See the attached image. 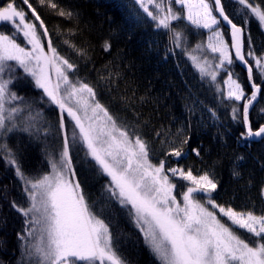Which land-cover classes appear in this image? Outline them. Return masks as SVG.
<instances>
[{
  "label": "trees",
  "instance_id": "obj_1",
  "mask_svg": "<svg viewBox=\"0 0 264 264\" xmlns=\"http://www.w3.org/2000/svg\"><path fill=\"white\" fill-rule=\"evenodd\" d=\"M10 2L26 13L28 21L39 24L23 0H0V7ZM250 2L264 8V0ZM29 3L48 30L47 36H42L44 43L51 40L57 53L74 66L70 79L93 88L95 100L107 109L117 126L133 140L139 136L147 144L152 164L163 161L165 170L191 169L194 175L208 172L217 183L211 198L218 205L256 215L264 213L261 196L264 138L257 143L247 141L241 115L238 113L237 119H233L232 113L233 107L241 111L242 103L237 105L218 93L190 65L185 52L173 42L171 32L157 28L135 0H43V3L29 0ZM50 3L57 7L52 8ZM221 3L233 23L242 29L247 27L263 40L262 49L250 57L244 38L245 58L253 66L255 82L262 88L249 115L250 125L256 130L264 125V79L254 63L256 57L264 55L263 28L238 0ZM61 9L71 12V17L59 15ZM181 26L192 41L208 33L180 21L172 24L174 30H181ZM0 30L10 34L6 27L0 26ZM223 31L228 40L224 28ZM105 42L111 45L107 51ZM231 73L250 96L245 72L235 62ZM16 76L8 77L12 81L9 89L22 98L20 104L25 110L40 114L43 119L36 126L37 131L25 133L18 127L0 140V145L6 144L24 176L35 180L49 171V156L61 148L58 142L61 118L55 106H48L46 97L27 77ZM68 122L64 118V129L70 138L69 132L74 130ZM175 149H182L181 157L171 155ZM8 154L0 147V264H21L31 225L12 204L28 208L29 201L16 167L8 162ZM70 156L75 180L92 211L109 225L113 247L124 264H159L129 214L131 208L122 206L111 195L105 174L80 142L70 140ZM176 185L180 190L185 187L182 181ZM237 234L249 241L254 239L242 230H237Z\"/></svg>",
  "mask_w": 264,
  "mask_h": 264
},
{
  "label": "snow or ice",
  "instance_id": "obj_2",
  "mask_svg": "<svg viewBox=\"0 0 264 264\" xmlns=\"http://www.w3.org/2000/svg\"><path fill=\"white\" fill-rule=\"evenodd\" d=\"M137 2L157 28L172 33V40L177 46L180 45L183 33L173 29V21L183 18L197 28L211 30L207 48L219 54L216 68H223L225 63H233L231 50L234 49L236 60L246 66L251 94L247 95L238 78L234 79L233 73H228L227 79L223 81L227 88L226 98L244 101L242 112L237 107L232 108L233 119H237L238 113L241 115L243 124L247 126V137H264V126L254 131L249 122L250 106L261 94L262 88L255 82L253 66L245 58L244 29L233 23L225 13L221 0ZM23 3L31 9L35 21H39L43 33L38 31L36 23L26 19V13L18 10L14 3L0 7V21L11 22L14 26L11 35L0 32V136L17 128L15 117L22 111L18 106L8 107L13 101L22 99L10 92L11 78L4 79L6 72L11 74L14 70L10 62H15V65L33 77L36 86L43 89L49 100L59 107L61 129L65 127L64 112L75 121V127L79 129V140L87 147L88 155L111 178L108 190L122 206H131L129 214L133 216L145 243L159 264H264V214L240 212L232 207L218 205L211 198L217 183L208 172L197 176L191 169L185 171L183 168H168L172 176H179L191 185L181 193L182 199L178 200L173 194L176 185L166 174L165 163L161 161L154 165L149 161L147 144L139 136L133 140L127 131L117 126L107 109L95 100L92 87L69 80L68 71L74 66L57 53L51 40L45 51L42 36H47L48 30L29 0H23ZM238 3L264 26V8L250 0H238ZM173 4L180 5L182 13L177 12ZM50 6L54 9L57 7L55 3H50ZM59 15L71 17L72 13H65L61 9ZM221 18L230 26V46L218 30ZM17 34L22 35L31 47L21 46L17 42ZM104 47L107 51L111 45L105 42ZM200 48L201 45H197L193 51ZM248 55L254 54L249 51ZM189 58L202 75L210 76L213 81L217 79V72L209 70L212 67L210 61L206 58L201 61L191 53ZM255 68L259 70L261 79H264V58L255 59ZM30 128L29 125L22 130L30 131ZM76 141L77 134L73 132L72 143ZM0 147L8 151V162L16 167L17 175L30 186L25 188L30 206L20 208L13 202L12 207L25 217L30 216L26 221L31 225L28 236L39 231V243L33 246L39 257L38 264H124L113 247L109 225L92 211L80 183L75 180L70 141L66 133L59 161L50 160L51 173L35 180L24 176L6 144ZM193 151L197 156L200 155L198 150ZM182 154V149H175L171 153L176 157ZM199 193L208 194L206 204L210 208L197 199ZM216 209L220 217H227L230 225L222 222ZM234 227L244 230L254 239L249 241L242 238L233 230ZM26 251L29 255L33 254L30 250Z\"/></svg>",
  "mask_w": 264,
  "mask_h": 264
},
{
  "label": "rangeland",
  "instance_id": "obj_3",
  "mask_svg": "<svg viewBox=\"0 0 264 264\" xmlns=\"http://www.w3.org/2000/svg\"><path fill=\"white\" fill-rule=\"evenodd\" d=\"M137 2V0H135ZM235 2H237V0H234ZM137 4L139 5L140 9L144 12V10L141 8L140 4L137 2ZM173 7L174 9L177 11V12H181L182 13V9H181V6L180 5H177V4H173ZM145 13V12H144ZM146 14V13H145ZM215 14V13H214ZM147 15V14H146ZM148 16V15H147ZM149 17V16H148ZM151 18V17H149ZM183 22L185 25H188V26H192V28L196 29V30H203V31H206L208 32L206 35H204V37L201 39L199 37V40L198 41H192L189 37H187L185 34H184V31H183V27L181 30H177L175 29V31H180L183 33V38L182 40L180 41V50H183L185 53H184V56L186 57V59L188 60V62L190 63V65L201 75L204 77V79L210 83V85H212L218 93L222 94L223 97L225 99L226 98V92H227V88L226 86L223 84V81L227 79V75L229 72H231V66H233V63H234V60H233V63L231 65L225 63L224 67L223 68H216V64L219 63V60H218V56L219 54L218 53H212L208 48H207V44H208V38L209 36L212 34L211 33V30L209 29H204V28H197L195 25H192L189 21H187L186 19H180L178 21H173L172 24L174 22ZM32 22V21H30ZM243 23V22H242ZM243 25L245 26V24L243 23ZM0 26H3V27H6L8 30H9V33L10 35L14 33V26L11 24V22H3V21H0ZM216 27V26H214ZM2 28V27H1ZM37 28H38V31L39 32H42L43 29L39 28V24L37 25ZM247 28V27H246ZM246 28H243L244 29V32H245V39L247 41V46H248V52L249 51H252L253 54H257V52H259L261 49H262V38L260 36H258L257 34H255L254 32L250 31V30H247ZM262 36L264 37V26H262ZM218 30L221 31L224 35V39L226 42H228L229 44V40H227L226 38V35L223 31V28H221V26L219 25L218 26ZM1 32V30H0ZM199 34V33H198ZM228 36V35H227ZM249 38H250V43H249ZM16 39H17V42L21 44V46H24V47H27V48H30L31 46L27 44V42L24 40L23 36L20 35V34H17L16 35ZM42 43L44 44L45 46V51H47V44L44 43L43 39H42ZM183 44V45H181ZM191 45V47H190ZM197 45H201V48L199 50H196V51H193L194 49H196V46ZM230 46V44H229ZM192 54V55H196L200 58L201 61H203L205 58L211 62V65L212 67L209 69L210 71H216L217 72V79L215 81H213L211 79L210 76H206V75H202L201 72L198 70L197 67L194 66V62L189 58V54ZM249 56V55H248ZM252 57V56H250ZM258 58V57H256ZM259 58H264V55ZM12 65H13V71L11 74H9L8 72H6L4 74V79H9L8 77H11V78H16L17 74L19 75H23L25 77H27L35 86V81L33 79V77H31L30 75H28L27 73L24 72V70L22 68H20L19 66L15 65V62H10ZM254 63H255V59H254ZM258 70V69H257ZM259 72V70H258ZM69 73H70V70L68 71V76H69ZM69 80L72 81L73 83H77L76 81H73L70 79L69 77ZM53 81H55V75L53 74ZM37 87V86H36ZM38 88V87H37ZM39 91H41L42 95L46 97L47 99V103H48V106H51V104H53L49 98L44 94L43 92V89H40L38 88ZM10 90V89H9ZM10 92H12L10 90ZM62 92H63V89H62ZM228 100V99H227ZM20 101L22 102V100H16V101H13L11 104L8 105V107H14V106H18L19 108L22 109V111L16 115L15 117V123L17 125V128L20 127V130L27 127V126H31L30 128V131L31 130H34L37 131V128L36 126L38 125L39 121L41 122L42 121V116H40V114H34L33 112L31 111H28V110H25L24 106L20 104ZM232 101V100H231ZM237 105H240L243 101H234ZM69 103L74 106V103L69 101ZM55 106V108L57 109V111L59 112L60 114V118H61V110L59 109V107L55 104H53ZM63 117L67 119V122L68 124L72 127L71 129H73L74 131H71L69 132L70 134V138H69V141L71 140L72 141V133L73 132H76L77 134V142H80L82 144V147L85 149V151L87 152L88 154V150H87V147L83 144L82 141L79 140V129L75 127V121L72 120V118L70 116H68L67 112H64L63 113ZM9 126H11V122H9ZM17 128L15 130H13L12 132L10 133H7L6 135L4 136H0V140H3V138H5L6 136H9L10 134L16 132ZM60 134H61V137L60 139L58 140V142H61V148L58 150V152L54 151L52 153V155L49 156V171L46 173V174H49L51 173L52 171V168H51V164H50V160H55V161H59L60 159V153L62 151V148H63V138H64V135L66 133L65 129H61L60 127ZM30 131H27V132H30ZM26 133V131H24ZM59 134V135H60ZM67 134V133H66ZM60 144V143H58ZM60 146V145H58ZM90 158L91 156L88 155ZM16 171V170H15ZM166 174L169 176V178L171 179L172 183H174L176 185L177 182L179 181H182L184 182V189L183 190H180L179 188H177V185H176V188L174 189V195H176L177 199L178 200H181L182 197H181V194L182 192L186 191L187 190V187L191 186L190 185V182L186 181V180H183L181 177L179 176H172V174L170 172H168L167 170H165ZM44 174V175H46ZM105 174V173H104ZM17 175V173H16ZM202 175V174H201ZM43 176V175H42ZM41 176V177H42ZM198 176V175H197ZM17 177L19 178V180L22 182V185H23V190H24V193L29 201V198H28V194L27 192L25 191V188L26 187H30L29 185H26L25 183V180L21 179L20 176L17 175ZM105 177L107 178V180L109 181V185L111 184V178L109 176H107L105 174ZM213 193V192H212ZM211 193V195H212ZM261 196H262V199L264 201V186L261 190ZM209 196L208 194L206 193H199L197 194V199H199L202 203H205L206 204V201L208 200ZM29 206H30V201H29ZM131 208L130 205H127ZM209 208L211 207L210 205H207ZM218 214V217L222 219V222L226 223V224H229L230 225V221L227 220V217H220L219 216V211L218 209L215 210ZM264 214V213H263ZM28 219H30V216L29 217H26ZM138 228V227H137ZM31 230V229H30ZM139 230V228H138ZM234 231L237 232V230H241V229H237V228H233ZM140 231V230H139ZM244 231V230H242ZM245 232V231H244ZM141 233V232H140ZM141 235L143 236V234L141 233ZM144 238V237H143ZM39 243V231L37 230L36 233H34L33 236H29V238H27V241L25 243V251L26 250H30L33 254L32 255H29L28 252L26 251L25 252V255L20 263L21 264H38V260H39V257L35 254V249H34V245L38 244ZM30 259L34 260L33 263H31ZM82 264V262H81Z\"/></svg>",
  "mask_w": 264,
  "mask_h": 264
},
{
  "label": "water",
  "instance_id": "obj_4",
  "mask_svg": "<svg viewBox=\"0 0 264 264\" xmlns=\"http://www.w3.org/2000/svg\"><path fill=\"white\" fill-rule=\"evenodd\" d=\"M214 13H215V15L218 16V13H216V12H214ZM221 26L226 30L227 35H228L229 44L231 45L230 26L227 25L226 22H224V21L222 20V18H221ZM238 27H240V26H238ZM243 38H245V33H244V37H243ZM243 51H244V49H243ZM231 52H232V56H233V60H234V62L236 63V65H237L239 68H241V69L245 72L246 79H247L246 66H245L242 62L236 60L234 49H232ZM247 84H248L249 88L251 89V87H250V82L248 81V79H247ZM259 98H260V94H258V96H257V100H256L255 102H253V104L250 106V109H249V115H250V113L252 112V110L254 109V107L256 106V104L258 103ZM243 103H244V101L242 102V104H243ZM241 112H242V107H241ZM249 122H250V121H249ZM242 123H243V122H242ZM261 126H264V125H261ZM261 126H260V127H261ZM243 128H244V131H245V134H246L247 126H245V125L243 124ZM258 128H259V127H258ZM258 128H257V129H258ZM257 129H256V130H257ZM254 131H255V130H254ZM262 138H264V137H250V138H249V137L246 136V139H247V141H248L249 143H257V142H259Z\"/></svg>",
  "mask_w": 264,
  "mask_h": 264
}]
</instances>
